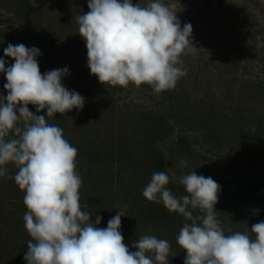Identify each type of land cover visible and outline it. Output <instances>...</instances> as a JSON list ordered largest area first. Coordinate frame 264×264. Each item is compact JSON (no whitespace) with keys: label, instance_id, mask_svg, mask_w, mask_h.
Listing matches in <instances>:
<instances>
[{"label":"rangeland","instance_id":"obj_1","mask_svg":"<svg viewBox=\"0 0 264 264\" xmlns=\"http://www.w3.org/2000/svg\"><path fill=\"white\" fill-rule=\"evenodd\" d=\"M164 2L176 4L181 27L191 23L199 48L182 56L187 74L174 89L112 87L91 74L76 19L90 11L88 0H0V58L11 66L4 49L23 43L40 49L42 74L69 68L62 83L85 97V105L48 123L62 127L78 150L82 210L93 221L101 216L99 227L123 210L120 230L130 250L140 236L155 235L171 245L169 264H184L187 252L176 237L185 218L143 196L154 172L169 175L166 187L177 196L187 195L183 175L211 176L221 186L217 218L226 234H251L264 221V0ZM5 83L0 73L6 96ZM28 107L37 114L35 105ZM38 114L47 117V110ZM181 159L189 162L184 168ZM7 167L13 178L0 177V264H26L25 192L15 183L16 166Z\"/></svg>","mask_w":264,"mask_h":264},{"label":"clouds","instance_id":"obj_2","mask_svg":"<svg viewBox=\"0 0 264 264\" xmlns=\"http://www.w3.org/2000/svg\"><path fill=\"white\" fill-rule=\"evenodd\" d=\"M87 11L76 19L87 48L91 74L108 86L152 87L155 94L174 89L187 74L182 56L196 55L191 23L177 15L175 3L150 0L146 6L133 0H88ZM0 58V73L6 74L0 94V177L8 164L25 192L24 227L31 239L24 255L26 264H169L170 243L155 235H142L130 250L121 232L123 210L99 227L80 204L82 177L76 171L78 150L64 137V129L48 123L57 113L83 109L85 97L69 90L62 80L67 67L42 74L40 49L11 43ZM36 106V113L28 105ZM47 110V117L38 113ZM188 161L181 159L179 167ZM12 179V176H7ZM170 177L154 172L143 190L149 201L163 205L185 218L176 237L187 255L184 264H264V221L249 232L226 234L217 218L221 186L196 171L180 177L187 195L177 196L166 186Z\"/></svg>","mask_w":264,"mask_h":264},{"label":"trees","instance_id":"obj_3","mask_svg":"<svg viewBox=\"0 0 264 264\" xmlns=\"http://www.w3.org/2000/svg\"><path fill=\"white\" fill-rule=\"evenodd\" d=\"M28 6H29V9H32L33 10V8H34L33 6H35V4H33V3H31V2L28 1Z\"/></svg>","mask_w":264,"mask_h":264}]
</instances>
